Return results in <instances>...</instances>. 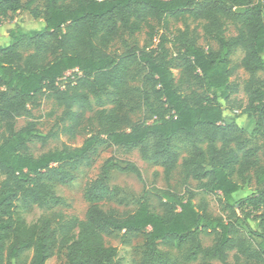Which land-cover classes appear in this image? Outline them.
Instances as JSON below:
<instances>
[{
	"label": "trees",
	"instance_id": "trees-1",
	"mask_svg": "<svg viewBox=\"0 0 264 264\" xmlns=\"http://www.w3.org/2000/svg\"><path fill=\"white\" fill-rule=\"evenodd\" d=\"M22 9V0H0V24ZM27 10L43 25L16 27L8 43L0 45V264H46L58 251L65 252L66 264H114L118 249L105 242L111 234L120 235L124 244L143 235L140 264H264V188L233 201L241 189L232 180L238 161L235 152L216 146L242 117L253 121L254 136L264 137V79L256 76L264 75V0H44L42 10ZM169 17L183 25L175 37L181 76L200 93L178 89L167 49L171 40L162 30L153 33L151 23L166 26ZM188 23L196 24L205 47ZM230 26L235 34L227 36ZM144 28L142 47L123 42L122 53L109 52L121 33L132 37ZM24 45L30 48L27 54ZM236 51L242 53L238 62L232 60ZM135 67L143 71L141 99L150 123L126 127L115 110H100L96 117L102 131L79 147L31 153L30 144L44 145L58 133L74 139L92 111L91 97L118 107ZM238 70L249 75L242 84L246 104L230 117L226 105L240 91L232 80ZM68 73L72 78H66ZM44 96L60 109L58 131L43 134L32 120L17 128V119L30 118L28 107H37ZM176 137L206 144L205 149L193 145L182 159L181 176L206 194H218L226 219L197 208L191 191L184 196L159 191L161 213L150 210L145 196L129 215L103 211L98 205L116 197L109 186L111 171L142 181L134 163L112 158L86 186L89 207L83 220L51 213L27 223L18 211V203L42 208L62 202L54 188L74 182L75 172L99 144L138 150L142 160L162 168L169 182L179 163L172 147ZM255 155L256 149L243 151L237 176L255 168L256 183L264 186V169L257 167ZM201 236H212L211 245L204 247Z\"/></svg>",
	"mask_w": 264,
	"mask_h": 264
},
{
	"label": "rangeland",
	"instance_id": "rangeland-1",
	"mask_svg": "<svg viewBox=\"0 0 264 264\" xmlns=\"http://www.w3.org/2000/svg\"><path fill=\"white\" fill-rule=\"evenodd\" d=\"M23 9L15 14L9 15L0 24V45H5L9 41V33L16 27L23 29H39L43 23L41 20H34L28 10L37 8L42 10L44 0H22ZM189 29L198 39V44L205 47L204 41L201 38V32L196 27V24L188 23ZM154 28L153 33L162 30L171 40L167 46L169 51L170 69L174 75L175 84L178 89L184 93L189 94L192 91L199 92L197 87L193 84L186 83L180 70V62L177 59V43L175 37L178 30H183V25L180 21L169 17L167 25L151 23ZM147 28H144L140 33L129 37L121 33L118 39L111 45L109 52L120 54L123 52V42H127L129 46L142 47L146 43ZM235 34L234 29L230 26L227 36ZM212 47L215 45L212 43ZM24 54L30 52V48L26 45L21 47ZM242 57L240 51H236L232 55V60L238 62ZM264 60V56L262 55ZM136 76L128 81L127 94L116 107L111 102L102 98V102H97L94 97H91L92 111L86 113L85 120L78 129L74 139H69L66 135L58 133L54 138L50 139L46 144L41 145L37 142L29 145L30 151L34 155L59 148L62 145L69 147H79L83 140L90 135H95L102 131L96 113L100 110H115L119 117L125 120L126 127L141 123H150L151 116L146 108L142 105L141 95L144 91L142 86L143 71L140 67H135ZM248 74L242 70H238L233 81L240 85L238 94L231 98V101L226 108L229 110L227 114L230 117L236 116L240 113L241 107L246 104V96L242 92V84L248 78ZM256 76L264 79L262 73H256ZM66 78H72L71 74H66ZM65 80L60 83L63 84ZM200 93V92H199ZM30 110L29 116H23L17 119L16 127H22L27 120H32L36 124V128L43 134L49 132L56 133L59 126L56 124V117L60 114V109L53 105V102L46 96L42 97L37 107H28ZM118 108V109H117ZM236 127L230 131L224 141L217 142V148L224 147L226 150L235 152V157L238 163L234 166L232 172V180L239 183L241 189L238 193L232 196L233 201L241 200L248 197L264 188V186L256 183L255 168H252L244 174L243 178L237 176L239 163L243 161V151L248 149H256L254 157L257 162V167L264 169V137L261 135H253L252 131L254 123L244 117L238 118L235 121ZM125 127V128H126ZM193 145H197L203 149L206 144L202 140L189 141L181 137H176L172 140V147L179 154V163L174 170L169 182H166L163 176V170L159 165L141 159L138 150H125L121 147H114L108 144H99L93 153L89 156L87 164H82L75 172V180L69 185H59L54 188V193L62 202H50L42 208L31 206L27 204L18 203V211L27 223H32L39 218L54 213L64 219L77 218L83 220L89 204L84 199V192L88 183L97 178L103 163L112 158L120 164L126 162L134 163L141 172L142 181H139L133 174L121 173L118 171H111L109 174V186L116 191V197L112 200L101 202L98 206L105 212H111L115 216L123 217L133 213L140 202L142 196H145L150 210L156 213H161L163 210V201L159 198V191L168 190L176 195L184 196L187 191L193 193V202L197 208H206L207 212L213 217H220L226 219L227 213L221 208L218 203V194H206L201 190L196 189L194 181L185 182L181 176L180 164L182 159L190 156ZM242 147V151L238 148ZM2 177L0 176V180ZM249 225L254 227L252 220L248 221ZM201 242L204 247L211 245L212 236H201ZM254 241L258 242L255 238ZM107 245L116 247L118 249V258L114 264H140L143 251L144 238L142 234L130 237V241L124 244L120 240V235L111 234L105 237ZM172 257L175 259L177 253L175 250L171 251ZM231 260V254L229 257ZM46 264H66L65 252L58 251Z\"/></svg>",
	"mask_w": 264,
	"mask_h": 264
},
{
	"label": "built area",
	"instance_id": "built-area-1",
	"mask_svg": "<svg viewBox=\"0 0 264 264\" xmlns=\"http://www.w3.org/2000/svg\"><path fill=\"white\" fill-rule=\"evenodd\" d=\"M153 41H154V43H157V37H155Z\"/></svg>",
	"mask_w": 264,
	"mask_h": 264
},
{
	"label": "crops",
	"instance_id": "crops-1",
	"mask_svg": "<svg viewBox=\"0 0 264 264\" xmlns=\"http://www.w3.org/2000/svg\"><path fill=\"white\" fill-rule=\"evenodd\" d=\"M263 56H264V54H263ZM13 264V263H12Z\"/></svg>",
	"mask_w": 264,
	"mask_h": 264
}]
</instances>
